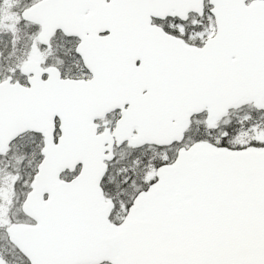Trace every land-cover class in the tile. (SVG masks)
<instances>
[{"label": "snow or ice", "instance_id": "6c2138e0", "mask_svg": "<svg viewBox=\"0 0 264 264\" xmlns=\"http://www.w3.org/2000/svg\"><path fill=\"white\" fill-rule=\"evenodd\" d=\"M0 264H264V0H0Z\"/></svg>", "mask_w": 264, "mask_h": 264}]
</instances>
